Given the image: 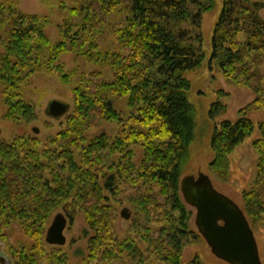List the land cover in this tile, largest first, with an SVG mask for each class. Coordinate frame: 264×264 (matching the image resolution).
<instances>
[{
	"label": "trees",
	"instance_id": "obj_1",
	"mask_svg": "<svg viewBox=\"0 0 264 264\" xmlns=\"http://www.w3.org/2000/svg\"><path fill=\"white\" fill-rule=\"evenodd\" d=\"M69 4L59 6L61 39L52 44L45 33L52 23L49 17L23 13L18 0H0L4 49L0 87L5 90L8 121L29 123L36 117L34 108L14 93L25 87L30 76L55 72L63 82H71L74 74L56 66L64 54L114 74L111 83L101 73L81 77L66 128L43 148L31 136L0 142V222L6 227L18 223L27 237L41 245L56 212L72 222L83 215L93 232L87 264H182L184 248L198 238L191 228L193 212L180 193L196 130L186 75L203 64L204 15L214 11L215 1L69 0ZM263 10L264 2L224 0L211 56L225 79L253 91V106L259 109H264L259 101L264 96ZM108 33L117 38L116 46L102 53L99 41ZM125 98L127 121L114 107V100ZM225 111L218 102L210 117ZM247 113L248 108L241 110L237 122H223L213 134L210 169L218 177L229 175L230 158L255 131ZM112 122L120 127L116 140L101 135L87 141L85 134ZM259 133L254 143L259 155L256 188L243 197L244 213L254 220L264 215V122ZM139 147L144 158L137 167ZM121 206L132 213L129 232L146 249L130 238L115 237ZM39 260L40 255H22L17 264ZM50 264H67V260L55 253Z\"/></svg>",
	"mask_w": 264,
	"mask_h": 264
},
{
	"label": "rangeland",
	"instance_id": "obj_2",
	"mask_svg": "<svg viewBox=\"0 0 264 264\" xmlns=\"http://www.w3.org/2000/svg\"><path fill=\"white\" fill-rule=\"evenodd\" d=\"M214 1L216 6L214 11L204 15L202 27L204 38L202 46L203 64L199 69L186 75V78L191 82L188 99L196 111V130L195 140L190 148V160L183 169L182 178L189 175L198 177L200 173L208 175L215 188L234 200L244 211L243 197L256 188L258 179L259 155L254 148V143L260 138L259 125L264 122V109L253 106L256 96L250 88L237 87L234 83L225 79L216 62H211L213 33L220 18L224 0ZM18 2L21 11L27 15L49 17L52 23L46 28V36L52 44L60 42L58 27L62 24V18L58 10L61 3L70 5L69 0H18ZM260 17L264 21V10L260 13ZM238 39L240 43H244L241 37ZM116 40L117 38L112 33L105 35L99 41L100 51L102 53L111 51L116 46ZM3 53L4 49L0 46V55ZM56 66H62L67 75L74 74V76L71 75L70 83L63 82L55 72L42 71L29 77L25 87L21 90L22 92H14L16 95L20 94L21 98L19 99L35 110L36 117L29 123L17 124L5 118L8 111L5 106V90L0 87V142L9 143L15 137L31 136L36 138L40 147L43 148L49 138L57 137L60 131L66 128L67 119L72 115L75 108L74 90L79 86L83 75L101 73L106 82H114V74L109 69L97 67L83 58L76 57L74 54L62 55ZM262 73L264 75V67ZM27 74L28 71L25 72L24 76H27ZM52 101L69 105V113L59 120L50 118L47 115V109ZM259 101L264 105V96H261ZM218 102L226 106V111L221 116L211 119L212 107ZM114 107L118 115L124 121H127L130 114L128 99L114 100ZM245 108H248L247 118L253 122L255 131L235 150L230 158L229 175L218 177L210 169V165L214 160L211 149L213 134L223 122H237L241 117L240 111ZM33 129H38L40 133L38 135L33 133ZM119 130L120 127L116 123H101L85 134V138L90 143V141L101 135H106L114 141L119 137ZM143 158L144 151L139 147L135 151L134 159L137 167H139ZM76 160L80 162L78 156ZM181 198L189 210L190 207L184 202L182 195ZM125 208L127 207L121 206L117 209L118 218L114 225L115 237L120 241L130 238L136 242L140 249H146L145 244L140 243L137 236L129 232L131 220L126 221L121 218V211ZM190 209L193 212L191 228L196 232L198 238L184 248L182 264H227L212 254L206 241L199 235L195 227L196 211ZM58 213H61V211L56 212L55 216ZM247 219L254 232L260 258L264 264V215L255 218V220L249 217ZM64 234L67 243L63 247L48 245L45 241L46 235L42 244L37 245L35 240L24 234L18 223H12L6 227L0 222V253L5 255L12 264H17V259L22 255L29 258L32 255L34 257L40 255L41 260L37 264H50V260L55 253L66 257L67 264H87L89 257L88 242L93 236V232L87 226L85 217L78 215L73 222L68 219V226Z\"/></svg>",
	"mask_w": 264,
	"mask_h": 264
},
{
	"label": "water",
	"instance_id": "obj_3",
	"mask_svg": "<svg viewBox=\"0 0 264 264\" xmlns=\"http://www.w3.org/2000/svg\"><path fill=\"white\" fill-rule=\"evenodd\" d=\"M69 111V105L52 101L47 115L59 120ZM32 131L37 135L40 133L38 129ZM180 193L184 202L196 211L195 227L217 259L227 264H263L254 232L243 209L234 200L219 192L208 175L200 173L198 177H183ZM120 216L129 221L132 213L125 208ZM67 226L68 219L58 213L47 230L46 243L57 247L65 246L67 239L64 233Z\"/></svg>",
	"mask_w": 264,
	"mask_h": 264
},
{
	"label": "flooded vegetation",
	"instance_id": "obj_4",
	"mask_svg": "<svg viewBox=\"0 0 264 264\" xmlns=\"http://www.w3.org/2000/svg\"><path fill=\"white\" fill-rule=\"evenodd\" d=\"M0 264H12V262L10 263V260L0 253Z\"/></svg>",
	"mask_w": 264,
	"mask_h": 264
}]
</instances>
